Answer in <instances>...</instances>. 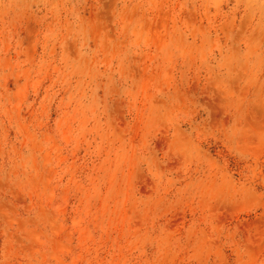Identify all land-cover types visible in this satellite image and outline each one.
<instances>
[{
  "label": "rangeland",
  "instance_id": "1",
  "mask_svg": "<svg viewBox=\"0 0 264 264\" xmlns=\"http://www.w3.org/2000/svg\"><path fill=\"white\" fill-rule=\"evenodd\" d=\"M0 264H264V0H0Z\"/></svg>",
  "mask_w": 264,
  "mask_h": 264
}]
</instances>
